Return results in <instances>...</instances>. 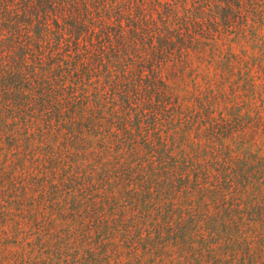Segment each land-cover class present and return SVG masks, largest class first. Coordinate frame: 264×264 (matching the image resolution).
<instances>
[{"label": "trees", "instance_id": "16d2710c", "mask_svg": "<svg viewBox=\"0 0 264 264\" xmlns=\"http://www.w3.org/2000/svg\"><path fill=\"white\" fill-rule=\"evenodd\" d=\"M0 264H264V0H0Z\"/></svg>", "mask_w": 264, "mask_h": 264}]
</instances>
